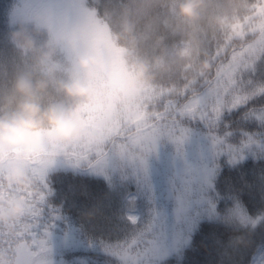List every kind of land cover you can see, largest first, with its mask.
I'll list each match as a JSON object with an SVG mask.
<instances>
[{
    "label": "trees",
    "instance_id": "obj_1",
    "mask_svg": "<svg viewBox=\"0 0 264 264\" xmlns=\"http://www.w3.org/2000/svg\"><path fill=\"white\" fill-rule=\"evenodd\" d=\"M30 1L35 9L46 8L57 17L84 11L87 2ZM23 2L27 0H0V79L20 63L9 33L32 15L23 13ZM259 40H264V0H243V11L233 29L219 39L206 38L213 65L210 73L215 71L216 54L226 46L238 48ZM208 74L196 79L177 76L149 87L143 99L122 118L113 120L105 132L113 131L124 117L150 104L154 92L178 89ZM243 81L249 93L245 103L225 108L214 125L199 119L183 120L181 139L163 135L151 151L138 157L113 154L90 168L68 162L62 154L61 165H37L45 167L49 190L38 226L46 241V264H251L257 249L264 246V92L260 91L264 88V54L243 73ZM96 118L94 111L88 116L89 122ZM157 162L168 164L169 176L186 199L189 194L183 193L184 188L198 195L190 202L198 207L189 211L195 222L186 244L175 256L160 262L150 242L136 250L131 246L136 228L125 218L121 201L126 191H142L144 178L155 185L154 178L160 176ZM37 190L38 184L26 194ZM236 203L251 218L249 224L237 226L226 219ZM24 216L11 225H0V230L11 237ZM66 238L74 245L58 248L57 243ZM8 253L11 257L6 264H15L13 252L0 248V254Z\"/></svg>",
    "mask_w": 264,
    "mask_h": 264
},
{
    "label": "clouds",
    "instance_id": "obj_2",
    "mask_svg": "<svg viewBox=\"0 0 264 264\" xmlns=\"http://www.w3.org/2000/svg\"><path fill=\"white\" fill-rule=\"evenodd\" d=\"M242 11L243 0H87L70 17L39 8L17 24L20 63L0 79V225L25 215L37 165L101 142L149 87L210 73L206 38L229 33Z\"/></svg>",
    "mask_w": 264,
    "mask_h": 264
},
{
    "label": "snow or ice",
    "instance_id": "obj_3",
    "mask_svg": "<svg viewBox=\"0 0 264 264\" xmlns=\"http://www.w3.org/2000/svg\"><path fill=\"white\" fill-rule=\"evenodd\" d=\"M264 54V40L253 45L226 46L215 57V71L200 80L185 82L181 88L161 89L152 102L124 117L113 131L105 132L95 144H77L63 149L68 162L95 168L116 154L135 158L151 151L163 135L179 140L185 119H199L210 125L225 108H236L248 100L243 73ZM264 92V88L260 89ZM38 190L26 194L27 211L11 237L0 230V248L13 252L15 264H46V241L38 231L48 195L45 167L37 168Z\"/></svg>",
    "mask_w": 264,
    "mask_h": 264
},
{
    "label": "rangeland",
    "instance_id": "obj_4",
    "mask_svg": "<svg viewBox=\"0 0 264 264\" xmlns=\"http://www.w3.org/2000/svg\"><path fill=\"white\" fill-rule=\"evenodd\" d=\"M56 163L61 165L62 159L53 164ZM158 164L160 165L159 162ZM152 167L154 165H150L151 169ZM165 170L169 172V166ZM154 179L156 180L155 185L144 178L143 190L125 195L123 204L125 218L137 227L131 246L136 250L143 246L145 241L150 242L159 254L157 262H160L175 256L186 244L187 232L193 226L195 218L189 214L190 200L184 197L177 198L173 193L169 194L170 176L160 174ZM170 190L173 191V188ZM185 192L189 193V191ZM225 217L230 222L239 224H245L249 220L248 216L237 212H228ZM72 245L74 242L70 238L57 243L60 249ZM149 259L152 260V256ZM252 264H264V247L259 248Z\"/></svg>",
    "mask_w": 264,
    "mask_h": 264
}]
</instances>
